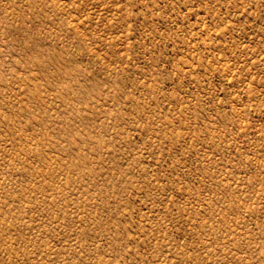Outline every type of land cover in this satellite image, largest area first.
I'll return each instance as SVG.
<instances>
[{
	"label": "rangeland",
	"instance_id": "374dc122",
	"mask_svg": "<svg viewBox=\"0 0 264 264\" xmlns=\"http://www.w3.org/2000/svg\"><path fill=\"white\" fill-rule=\"evenodd\" d=\"M0 264H264V0H0Z\"/></svg>",
	"mask_w": 264,
	"mask_h": 264
}]
</instances>
